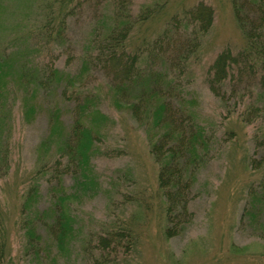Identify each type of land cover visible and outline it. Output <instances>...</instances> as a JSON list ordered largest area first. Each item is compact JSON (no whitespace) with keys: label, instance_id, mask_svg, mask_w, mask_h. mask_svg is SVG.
Returning <instances> with one entry per match:
<instances>
[{"label":"rangeland","instance_id":"1","mask_svg":"<svg viewBox=\"0 0 264 264\" xmlns=\"http://www.w3.org/2000/svg\"><path fill=\"white\" fill-rule=\"evenodd\" d=\"M28 1L2 0L5 6L2 16L7 18V26L12 17L15 19L13 13L27 14L35 9V3H31L29 9ZM199 1L213 8L214 20L185 69L184 82L187 80L188 85L183 92V102L204 119L211 146L191 185L187 206L178 211V219L184 220L179 223L183 228L178 230V225L168 222L165 197L158 188V168L149 152L144 128L123 107L119 110L105 97L98 108L114 118L115 126L103 141L98 142L100 153L91 158L98 186L84 193L82 188L78 190L79 184H75L68 174L58 185L61 195L70 197L66 202L74 224L70 238L64 237L61 241L54 238L45 225L50 221L49 216L44 217L45 223L42 221L37 226L34 241L24 237L18 216L20 195L27 190L26 179L43 161L37 147L49 139V110L58 106L61 109L58 119L67 127L73 120L77 98L73 100L72 93H86L93 88H102L104 92L101 85L104 76L99 70L91 68L78 74L81 53L86 50L92 31H103L111 24L112 5L110 0H79L66 20V44L51 52L55 66L72 79H66V83L62 82L59 88L53 87L45 94L39 92L34 102L35 112L29 121L25 120L21 110L20 102L26 98L21 87L13 86L10 78H5L9 83L5 91H0V110L6 109L8 117L11 112V119H6L0 131L2 149L5 150L4 144L6 148L8 144L10 165L8 173L0 175V215L7 228V252L2 264H264V238L261 236L264 234V211L257 224L261 228L255 229L247 220H241L248 187L260 180V172L249 166V159L259 158L262 151L254 150V127L243 125L234 113H228L229 110L238 113L241 104L232 102L238 99L233 97L228 103H222L208 90L205 81L206 68L222 49L237 50L244 44L231 3L229 0H130L128 9L135 18L142 7L161 6L166 2L163 7L165 17V14L172 15ZM29 18L37 23L38 15L32 11ZM21 20L17 18L15 22ZM0 22L1 31H4V22L2 19ZM163 23L152 19L135 26L132 46L139 44L143 36L152 38L163 28ZM10 37L9 32L2 33L0 47L9 46ZM31 43L32 40L28 44ZM30 49L34 50L33 54L41 52L46 59L45 51H40L39 46L33 44ZM9 50L7 47L6 52L10 53ZM261 87V84L252 87L250 93L240 91L245 93L244 101L253 100L259 109L264 108ZM61 90L66 91L65 97ZM227 130L235 132L228 141L224 138L228 136ZM8 131H11L10 137H7ZM111 148L120 150L117 153ZM48 188L44 186L43 189L40 203L43 210L51 206ZM116 220L130 226L132 244L122 242L115 249L100 250V230ZM172 225L175 228L167 234L166 229ZM105 255L109 259L102 262Z\"/></svg>","mask_w":264,"mask_h":264},{"label":"trees","instance_id":"2","mask_svg":"<svg viewBox=\"0 0 264 264\" xmlns=\"http://www.w3.org/2000/svg\"><path fill=\"white\" fill-rule=\"evenodd\" d=\"M77 1L79 0H29V9L32 8L31 3H35L36 11L33 9L27 14L13 13L15 19L22 20L15 22L11 15L12 22L7 26V18L2 16L5 6L0 0V20H3L5 26L4 31H1L3 27L0 22V35L9 32L11 36V44L7 46L10 53L6 52L5 45L0 47V91H5L9 83L5 78H10L13 86L21 87L26 96L20 102L26 121L35 112L34 102L38 99L39 92L45 94L53 87L57 89L62 82L72 79L55 66L51 52L53 48H61L66 44V20ZM110 2L111 24L103 31H92V37L87 40V48L81 53V70L78 74L91 68L99 70L104 76V84H101L104 92L102 88H93L86 93H72L73 100L77 98L73 120L67 127L58 119L61 111L58 106L49 110V139L40 142L37 147L43 161L26 179L27 190L20 195L18 216L21 217L19 219L24 237L30 241H34L37 226L45 221V216H49L50 220L45 225H48L56 240L70 238L74 228L66 203L70 201V197L61 195L58 191V185L66 174L73 178L75 184H79L78 190L82 188L84 193L98 186L91 158L100 153L98 142L103 141L115 126L114 118L98 108L105 97L111 100L112 105L123 107L144 128L149 152L158 168V188L165 197V213L168 222L178 225V230L183 228L179 223L184 221L178 219V211L187 206L191 185L209 153L211 140L206 133L207 124L193 107L185 106L183 92H186L188 85L187 80L184 82L185 69L189 59L195 57L202 37L213 23V8L199 1L180 8L172 15L165 14L164 17V2L161 6H144L132 18L128 9L130 0ZM229 2L244 44L237 50L229 47L222 49L206 68L205 81L208 90L222 103H228L233 97L237 98L232 102L240 103L241 108L238 113L229 110V115L234 113L240 123L254 127L253 147L256 152L261 150L262 153L260 152L259 158L251 157L249 166L260 172V180L256 185L248 187V199L244 204L241 220H247L249 226L258 229L261 228L257 224L264 211V108H257L253 100L244 101L245 93L241 94L240 91L250 93L252 87H260L261 84L260 94L263 97L264 0ZM32 11L38 15L37 23L31 22L29 18ZM152 19L164 22L163 28L152 38L143 36L139 44L132 46L135 34L133 28ZM25 21L27 23L22 24ZM31 40L32 43L28 44ZM33 44L39 46L40 51H45L46 59L41 52L33 54L34 50L30 49ZM15 91L17 89H14V93H17ZM61 91L65 97L66 91ZM7 113L6 109L0 110V131L6 124V119L11 117V112L8 114L10 117ZM8 132L7 137H10L11 131ZM225 132L228 134L224 137L227 141L235 136L232 130ZM1 137L0 132V142ZM1 146L0 143V175H6L10 168L8 144L7 148L4 144L5 150ZM111 149H115L117 153L120 150ZM44 186L49 187L48 204L51 206L47 210L40 208ZM173 225L166 229L167 234L173 231ZM100 231V250L110 247L115 249L122 242L132 244L130 236L133 232L127 223L111 221ZM6 232L7 228L0 215V264L4 262L7 252ZM261 236L264 238V234ZM103 258L102 262L109 259L106 255Z\"/></svg>","mask_w":264,"mask_h":264}]
</instances>
